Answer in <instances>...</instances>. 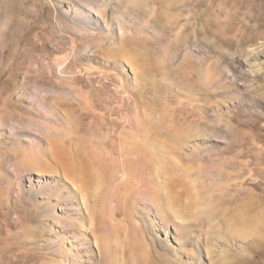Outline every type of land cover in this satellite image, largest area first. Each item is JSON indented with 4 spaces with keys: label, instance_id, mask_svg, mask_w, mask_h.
Returning <instances> with one entry per match:
<instances>
[{
    "label": "rangeland",
    "instance_id": "374dc122",
    "mask_svg": "<svg viewBox=\"0 0 264 264\" xmlns=\"http://www.w3.org/2000/svg\"><path fill=\"white\" fill-rule=\"evenodd\" d=\"M227 1L229 5L226 10L221 9L224 0H216L215 9L217 11L210 10L206 6L202 7V12L190 14L192 18V24L189 23L192 26L191 29L199 30L200 34L197 38L195 36L191 38L189 47L184 45L179 50L177 49L175 32L169 41L167 39L164 45H161L156 40L163 36V32L159 29H151L153 31L150 32L149 36L155 35L153 40L157 43L153 44V49H142L139 52V63L150 69L151 75L148 77V81L154 79L152 83L156 82L155 84L160 87L168 81V85L174 89L173 96L159 93V97H157V93L150 86L145 85V82L148 83V81H142L140 77L136 76L133 66L124 58L120 57L123 63L121 67H114L109 62L108 57L101 52L93 51L97 40L92 38L94 35L89 33L91 31L88 26L96 27V29L91 30L101 36L110 33V30L115 34H120L122 30L117 22L112 28L101 17L95 15L94 18L99 19L101 28L89 22L86 23L87 25L82 24L83 27H76L80 23L76 12L79 2H82L81 0L77 3H74V0H13L16 25L24 26L30 39L21 40L19 31L15 34L8 33L3 39L0 37V49L3 48L4 50L3 52L0 50V81L2 82L0 88L11 87V90L8 89L0 95L2 99L0 100L2 107L0 116L5 120L9 115L13 116L15 113V119L9 121L11 123L9 126L13 127V133L17 136L16 138L1 137L3 132L0 126V147L10 151V153L9 151L0 152V264H60L56 261L55 253L60 244H63L64 252L69 254V258L67 260L65 258L67 264H74V261L80 263L81 259H74L72 255L74 244H80L72 241L74 240L72 233H74L73 231L78 232V229L75 226L73 230L67 229V234H64V224L60 220L68 217V212L61 209L66 206V203L58 202L56 204V192L66 186V189L69 188L77 195L76 200L82 203L83 215L81 218L86 227H89L82 229V232L87 234L86 240L102 264H104L102 258L104 257L106 260L107 254H112L116 264L130 262L138 257H146L147 252L148 256L153 258L154 256L158 258L161 254L165 255L164 257L173 259L171 262L175 260V262L179 261V264H212L213 259L221 261L224 255H229L231 260H234L232 257L238 253L251 256L252 250L242 241L241 237L232 239L230 236H226L224 238L218 237L221 241L213 247L217 251L210 258L208 255L209 247L204 242L203 232L197 225L198 221L194 219L191 220L192 223L188 220L186 225L190 223L199 229L196 228L192 237L189 236L187 245L183 246L174 227V222L178 223L182 220H178L171 211L172 215H169L166 210L154 208L155 206L150 205L148 199L141 197L135 189L137 183L132 187L136 178L133 181L130 179L131 183L128 180L127 186L123 185L121 190L123 194L121 191V194L119 193L121 199L113 202L107 197L105 199H102L103 196L99 198L95 193V187L91 184L89 186L91 210L89 211L84 205L78 189L73 185L76 182V178H73L74 175L70 176V174L66 172L65 174L62 171L67 165L64 161H68V152L75 151L77 155L82 147L79 139L82 134L74 123V116L80 110H77L76 113H68L64 107H59L57 103L59 100H55V98L51 101L52 105L51 103L40 104L36 98H33L34 101L33 99L27 101L22 97L24 89L13 87L15 82L28 84V80L32 77L33 81L47 85V89L53 94H56L52 90L55 81L62 82L61 88L68 89L74 86L75 89L92 93L94 97L98 92L96 85L99 86V84L94 74L88 76V70L85 69V66L88 65L95 66L96 70H102L108 75L114 76L110 83H118V81L127 83L129 93H126L125 96L128 101L127 110L131 114L135 113L136 103L143 106L146 112L150 110L149 112L154 113L152 115L154 117L155 113L156 116H160L171 113L174 108L176 110L180 108L177 110L178 112L176 111L177 119H181V122L176 125L180 127L179 130L186 129L182 125V121L185 122L186 126L188 125V128L198 126L202 130L200 135L190 138L183 149L173 154V158L179 163L174 162L172 167L173 172H175L172 175L174 180L169 182L168 190H172V200H176L178 197L177 200L181 201L180 204H183L184 200L189 201L187 194L189 190L192 191L193 189L192 180L197 179L198 181L205 176L202 178L205 184L207 178L211 180L214 176L216 179H222L220 185H224L223 188L225 189L212 191L210 190L211 187L205 188L203 186L204 198L207 196L208 199L211 196L215 197L218 209L224 208L221 206H225L227 209L239 208L243 204L238 206L241 200L248 198L249 200L252 199L251 202H255L252 209L256 211L260 201L264 206V183L259 186L256 185L264 177V0H258L260 10L257 13L246 9L238 11V18L246 26H242L238 32L236 31L239 41L235 38L231 43H224L219 42L212 33H202L201 29L206 20H214L218 17L224 19L227 14L234 12L235 9L230 11L234 0ZM90 2L98 6L101 5L108 12L113 13L115 17L128 20V24L131 26L142 22L133 14L127 15V17L124 15L128 9L122 5L120 0H95L94 2L90 0ZM146 9L150 10V6ZM6 15L7 12L0 9V33ZM66 24L71 25L72 30L71 28L67 30ZM74 25L75 27H73ZM84 26L88 28H84ZM107 45L105 43L104 46ZM32 50L35 51V55L32 57L30 54L28 57L30 60L25 59ZM85 50H91L87 57L83 56ZM19 51H22V55L18 53ZM186 53H190L197 63L200 62V59H205L206 62H217L220 71V75L216 79L218 87H212L207 92L200 88L197 77L183 81L177 74L173 77L165 76L164 71H168V67L177 66ZM62 58H68V60L59 65V60ZM22 61L23 63H21ZM40 63L44 64L43 70L45 71L43 75L37 76L35 74ZM68 63L70 65L64 69ZM206 66L204 64L201 67L203 69L201 78L206 73ZM157 69H160V73ZM43 77L49 79L43 82L41 81ZM65 82H74V85L64 84ZM29 85L32 90H38L35 85H31V83ZM93 88L94 91H92ZM43 93L46 94V92ZM131 97L132 99L135 98V103L131 102ZM184 109L187 111L185 112ZM9 111L10 113H8ZM20 112L26 115V120L33 118L43 120L42 122L45 123L49 121L48 119L55 118L58 123L54 124L60 128H57V132H61L53 134V139H50L52 140V147L49 146L51 141L44 140L41 135L49 133L46 127H37L36 124L30 126L26 123L21 125V123L15 122L21 117ZM214 125H217V129H220L218 131L223 132L226 138L210 140L208 133L211 130L210 127L214 128ZM10 127L9 131L12 130ZM18 127L25 129V131L22 132ZM172 129L175 130V128ZM22 135L31 140L33 138L43 139L41 143L46 146V151L40 159L43 173L40 172L35 175L26 174L25 171L20 174L17 173L18 160H16L13 149L18 150L19 147L30 148L31 146L30 141L20 137ZM62 141L65 144V153L59 154L63 150L58 147L59 142L63 144ZM212 163L216 164L215 166L219 170H213V172L203 170L204 167L207 166L206 168H208ZM20 165H23L22 162ZM82 166L89 169L94 168V171L97 165L82 163ZM61 167L63 168L61 169ZM69 167L75 168L76 165L71 163ZM49 168L54 170L51 171L52 169ZM99 172L100 176H103L102 169ZM80 173L76 175H81ZM199 176L201 177L198 178ZM95 178L92 175V181ZM40 179L41 181H38ZM247 179L248 181H246ZM84 180H87L85 176ZM161 181L165 184L162 178ZM203 182L197 184L202 188ZM130 184L134 190L129 188ZM194 191L196 190L192 192ZM219 195H221V199H217ZM241 197L242 199L239 200ZM244 199L242 202L245 201ZM248 199L246 201H249ZM205 208L207 207L205 206ZM113 211H116V221L111 219ZM172 219L176 221H172ZM76 223V219H73V224L76 225ZM170 223L172 226L167 225ZM103 245L108 247L109 252L101 249ZM145 246L149 247L146 248ZM162 264L164 263L162 262Z\"/></svg>",
    "mask_w": 264,
    "mask_h": 264
},
{
    "label": "bare ground",
    "instance_id": "6f19581e",
    "mask_svg": "<svg viewBox=\"0 0 264 264\" xmlns=\"http://www.w3.org/2000/svg\"><path fill=\"white\" fill-rule=\"evenodd\" d=\"M78 1L74 0V3H77ZM81 1L82 2H79V7L76 12L78 21L80 23L77 24L76 27H83L82 24L87 25L86 23L89 22L94 23L97 27L101 28L99 19L94 18L95 15H98L99 17H101V19H103L104 22H106L108 25H111L112 28L115 27L114 24L115 22H117L120 25V29L122 30L120 34H115V32L110 30V33L106 34L105 36H101L91 30L96 29V27L88 26L90 27L91 31L89 33H93L94 35L92 36V38L97 40L94 47L95 49L93 51L101 52L103 55L108 57L109 62L113 64L114 67H121V64L123 63L121 62L120 57L124 58L129 64L133 66L135 72L134 74L140 77L142 81H148L147 79L151 75L150 69L145 68V65L142 66L139 63L140 57L138 58V55L142 49L151 50L153 49V44L155 45V43L157 42L161 45H164V42L167 39L168 41L169 39H171V36L174 32L175 38L177 39V42H175L177 49L179 50V48L184 45L189 47L191 38L193 36L197 38L200 34L199 30L191 29L192 26L189 23L192 24V18L190 14H198V12H202V7L206 6L210 10L213 9L214 11H217L215 9L216 0H120L122 2V5H125L128 9V11L124 13L126 17L127 15L133 14L134 17L142 21L138 22L137 24L135 23V26H131L130 24H128V20L122 19L120 17H115L113 13H111L110 11L108 12L101 5L98 6L90 2V0ZM91 1L94 2L95 0ZM228 5L229 2L227 0H224V5L221 9L226 10ZM149 6L150 10H147L146 8ZM14 8L15 4L13 0H0V9H4L7 12V15L5 16L3 22V27L1 29L0 37L3 39L7 36L8 33L15 34L17 31H19V37L21 38V40L25 41L27 39H30L29 33L27 30H25V27L16 25ZM232 9H235L234 12L227 14L224 19L218 17L214 20H206L204 26L201 29V32L212 33L219 42L231 43L235 40V38L237 39V41H239V36L237 35L236 31L238 32V30H240L242 26L246 25L242 20H240V18H238V11L246 9L250 12L257 13L260 10V4L258 0H234L230 11ZM1 21H3V19H1ZM65 27L67 30L68 28H71L72 30V26L69 24H66ZM73 27H75V25ZM88 27L84 26V28ZM151 29H159L161 32H163V36L156 40L157 42L153 40V36L155 35L151 34L152 36H149L150 32L153 31H151ZM69 32L71 31L69 30ZM105 43H107L108 45L104 46ZM0 50L1 52L4 51L3 48H1ZM90 51L91 50H85L83 56L87 57ZM21 52L19 51L18 53L20 54ZM34 52L35 51L32 50L28 55H26L25 59L28 60L30 54L31 56L35 55ZM67 60L68 58H62L59 60L58 64L62 65ZM21 63H23V61ZM204 64L207 65V69L205 71L206 73H204L203 78H201L203 74V69H201V67H203ZM69 65L70 64L68 63L64 67V69L68 68ZM43 67H45L44 64L40 63L35 75H43V72L45 71L43 70ZM85 69L88 70V76L90 74L95 75V79L99 84V86L96 85V88L98 89L96 91L98 92L94 97L92 93L84 92L82 89H75L73 86L74 82H65L64 84H68L73 87L64 89L60 87L62 86V82L54 81L55 86L52 88V90H54L56 94L51 93L50 90L47 89V85H44L43 83H39L37 81H33L32 77L28 81L31 83V85H35L36 88L38 87L39 91L32 90L30 88L29 82L26 85L22 84V82H15L13 87L24 89L22 97L27 101L36 98L40 104L51 103L52 105L53 103L51 101L53 98H55V100H59L57 102L59 107H64V109L68 111V113H76L77 110H80V112L76 116H74V123L76 125V128L82 134V136L79 138L82 147L79 154L77 155V152L75 151L68 152V161H64V163L67 165H65L64 168L61 167V169L63 168V173L66 172L70 174V176L74 175L73 178H76V182L74 181L75 183L73 185L78 189L86 208L89 211L91 210V192L89 191V186L91 184L95 187V193L99 198L103 196L102 199H105L107 197L113 202L114 200L121 199L119 193L121 194L123 185H126V183H131L130 179H132L133 181L134 178H136L132 187H134L137 183L135 189L139 192L141 197L148 199L150 205L155 206L154 208L166 210L169 215H172L171 212H173L178 220H182L178 223L174 222V227L178 232V239H180L183 246L187 245V243L189 242V236L192 237L193 232H195L196 228H200V230L203 232L202 235L203 239H205L204 242L209 247L208 255L211 258L212 255L217 251L213 247H215V245H217V243L221 241L218 237L224 238L226 236H230L232 239L241 237L242 241L245 242L248 248L252 250L251 256H244V254L238 253L232 257L234 258V260H231L229 255H224L221 258V261L213 259L212 264H264V206L261 201L258 204L259 208L256 211L252 209V205H254L255 202H251L252 199L249 200L248 198H243L245 201L242 202V197L239 198V200H242L238 206H240L241 203L243 204L239 208H236L234 206V209L233 207L232 209H227L225 206H221L224 208L218 209L216 198L212 196L211 198L209 197L210 199H208V196L204 198V191L202 190L203 186L205 188L211 187L210 190L212 191H221L225 189L223 188V183V186L220 185L222 179H216V177L214 178V176L213 178H211V180H208V178L206 180L204 179L205 184L202 181V178H204L205 176H203L198 181L197 179H194L195 177H191L194 179L191 182L193 188L192 191H196H194L195 193L191 190L188 191L187 196L190 200H184L183 204H180L181 201L179 202L177 200L178 197H176V200H172V190L169 191L168 188L169 184L171 183L170 181L174 180L172 179V175L175 172H173L172 167L176 162H178L175 160V158H173V154L177 153L180 149H183L184 145L189 141L190 138L200 135L202 129L200 130V127L198 126L194 128H188V125L186 126L185 122L182 121V125H184L186 129L179 130L180 127H177L176 125L181 122V119H177L178 115H176V113L180 108H177V110L174 108L173 111L170 110L172 111L171 113L161 115L159 114L160 116H156L155 113L154 117L152 116L154 113L152 114V112H149L150 110L146 112L143 106L136 103L135 113H129V111L127 110L128 101L126 100L125 96L126 93H129L127 83L125 81L110 83V81L114 79V76L108 75L102 70H96L95 66L86 65ZM167 69L168 71H163L165 73V76L167 75L168 77H173L177 74L182 78L183 81H189L194 77H197L198 82L200 83V88L207 92H209L212 87H218V82L216 81V79L217 77H219L220 71L217 62L215 61L206 62L205 59H200V62L197 63L190 53H186L183 57V60L179 62L177 66L170 68L168 67ZM158 70L160 73V69H157V71ZM48 79L46 77H43L41 78V81L46 82L45 80ZM152 81H154V79ZM152 81H148V83L145 82V85H148V87L150 86V88L157 93V97H159V93H163L167 96H173L174 89L171 85H168V81H166V84H164L162 87L155 84L156 82L152 83ZM1 83L2 82L0 81V84ZM0 89L1 95L8 89L11 90V87L4 86ZM94 90L95 89L93 88L92 91ZM43 92H46V94H44ZM0 100H2L1 96ZM130 100L131 102L133 101L135 103V98L132 99L131 97ZM1 109L2 107L0 106V111ZM184 111L186 112L187 109H184ZM8 113H10V111ZM15 116V113H13V116L9 115L5 120L2 119V116H0V126L3 132L1 133V137H17L16 134L13 133V127L9 126L11 124L9 121H13L15 119ZM25 116L26 115H24V113H21V119L18 117L19 119H17L15 122H19L21 123V125H24V123H26L30 126H32V124H36L37 127H46L49 133L43 135L40 132L44 140L53 139V134H59L61 132L60 130V132H57V130L60 128L55 126L54 123H58L56 122L55 118H50L48 119V122L44 123L42 122L43 120L41 121L39 119L32 118L26 120ZM216 126L214 125V128L212 127L213 129L210 127L211 130L208 133V137L210 138V140H216L217 138H226L223 132L218 131L219 128L217 129ZM9 127L12 128V130L10 129L11 131L8 130ZM172 128H175V130H173ZM18 129L22 132L25 131V129L21 127H18ZM20 137H22L26 141L28 140V142L30 141L31 146L30 148L17 147L18 150H16L15 148L13 149L16 160H18V166L16 167L17 173L20 174L25 171L26 174L35 175L42 172L43 167L42 164H40L42 163L40 162V159H42L41 155L46 151V146L41 143L43 139L33 138V140H31L25 135H22ZM50 141L51 144L49 143V146L52 147V140ZM58 147L60 149H63L59 152V154H64V142L63 144H60L59 142ZM35 148L37 149L34 150ZM7 151L9 150L0 147L1 153H6ZM20 161L23 165H20ZM71 163H75L76 167L70 168L69 164ZM82 163L86 165L96 164L97 166L93 171L94 168L89 169L86 166H82ZM214 163L210 165L211 167L209 165L208 168H206L207 166L204 167L203 170L211 172H213V170H219V168L216 167V164ZM49 169H52L51 171L54 170L53 168ZM100 169H102L101 173L103 174V176H100L99 174ZM77 173H80L81 175H76ZM92 175L93 177H96L94 181H92ZM84 176L88 181L84 180ZM200 177L201 176H199L198 178ZM161 178L165 181L166 185L163 184ZM128 180H130L129 183ZM38 181H41V179ZM156 181L158 182L157 184ZM246 181H248V179ZM173 182L175 183V181ZM180 182L182 183V181ZM198 182H203L204 185L201 184L202 188L199 186V184H197ZM262 183H264V177L256 185L259 186ZM225 186L227 187V185ZM66 187L62 190H58L55 197L57 200L56 204H58V202L66 203V206L62 207L61 209L68 212V217L60 220L64 224V234H67V229L73 230L75 226L76 229H78V232L73 231L74 233H72V237L74 238V240L72 241L76 243L78 242L80 244H74L72 248L74 253H72V255L74 256V259H81L79 264H102V262L97 259L95 252L91 249V246L89 245L90 243H88V241L86 240L87 234L85 232H82V229L89 228L86 227L84 220H82L81 218V216L83 215V206L81 205L82 203L76 200L75 197H77V195H75L72 190H69V188H67V190ZM132 187L130 184L129 188H131V190H134ZM207 192L209 193V190ZM72 193H74V196L72 195ZM219 196L217 197V199H221V195ZM247 199L249 201H246ZM204 200L207 201L205 202ZM205 206L207 208L204 209ZM115 212L113 211L111 213V219L113 221H116ZM153 213L155 214L154 211ZM73 219H76V225L73 224ZM193 219L198 221L197 225L199 226V228L197 226H194L193 224L191 225L190 223L186 225V222H188V220L191 221ZM172 221L176 220L172 219ZM171 223L167 225L172 226ZM62 246L63 244H60V247L55 251L57 258L56 261H58V263L60 264H67L65 258L67 260V258H69V254L66 253V251L64 252ZM102 248L106 252H109L108 247H105L103 245L101 249ZM145 256L146 257H138L131 260L130 262L127 261L126 263L122 264H162V262L164 264H179V261L175 262L174 260V262H171V260L173 259L168 258L167 256L164 257L165 255L162 254L158 258L156 256H154L153 258L150 255L149 257L147 252V255ZM105 258L106 260L104 259V257L102 258L104 260V264H116L112 257V254H107ZM74 264H78V261H74Z\"/></svg>",
    "mask_w": 264,
    "mask_h": 264
}]
</instances>
